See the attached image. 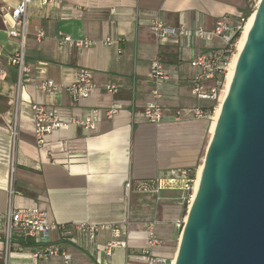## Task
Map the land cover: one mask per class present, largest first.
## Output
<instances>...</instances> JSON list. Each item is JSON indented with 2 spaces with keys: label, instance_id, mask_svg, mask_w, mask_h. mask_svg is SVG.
I'll return each mask as SVG.
<instances>
[{
  "label": "crops",
  "instance_id": "obj_1",
  "mask_svg": "<svg viewBox=\"0 0 264 264\" xmlns=\"http://www.w3.org/2000/svg\"><path fill=\"white\" fill-rule=\"evenodd\" d=\"M16 3L0 0V8ZM248 5L249 0H62L59 6L46 8L40 0H32L26 40L31 74L22 87H17V71L8 63L18 42L7 36L3 25V20L12 24L8 14L0 15V71L4 74L0 77V226L11 187L14 209L37 208L46 213L49 223L64 226L49 233L48 244L68 253L69 264H147L141 252L146 247L144 224L148 221L154 222L161 242L152 255L172 260L171 246L181 234L178 225L186 219L185 193L164 190L156 198L135 187L181 169H194L201 162L204 141L211 137L212 103L191 95L198 71L189 62L199 53H217L222 43L216 38L200 39L195 31H211L220 19L234 26ZM153 19L167 27L182 26L188 35L159 41L149 30ZM35 29L45 33L40 43L33 36ZM59 33L94 44L71 49L58 44ZM106 39L115 43L106 46ZM155 58L161 59L171 76L158 85L163 120L157 126L143 117L144 107L155 101L153 86L146 81ZM80 68L93 73L97 87L87 99L73 103L61 90L43 93L36 87L45 79L60 88L68 86ZM109 84L118 86V94L103 91ZM212 84L203 82L204 90ZM114 102L119 114L110 121L99 120L95 130H59L41 148L36 146L32 104L51 108L61 119L70 120ZM195 109L205 115L195 118ZM177 111L180 116L175 119ZM128 181L132 189L127 196L124 185ZM82 223L120 229L111 257L100 251L113 241L110 230L99 231L90 241L75 228ZM44 246L39 235L24 237L15 232L8 264H63L59 256L33 260L31 254ZM3 258L0 233V264Z\"/></svg>",
  "mask_w": 264,
  "mask_h": 264
},
{
  "label": "built area",
  "instance_id": "obj_2",
  "mask_svg": "<svg viewBox=\"0 0 264 264\" xmlns=\"http://www.w3.org/2000/svg\"><path fill=\"white\" fill-rule=\"evenodd\" d=\"M32 0H17V3L12 8H0V15L8 14L11 26L7 21L3 20V25L6 27L7 36L16 39L18 42L17 50L8 57V63L17 71V87H22L24 82L31 74V68L26 61V40L29 35V8ZM62 0H40L42 7L52 8L59 6ZM248 17V16H247ZM247 17H240L234 26H230L225 19H220L215 23L211 31H205L201 28L195 31V35L200 39L216 38L222 43V49L217 53L206 56L203 53L197 54L190 60L191 68L198 72L195 75L191 87V95L201 101H209L212 103L214 112L215 105L219 102L221 92L224 87L225 78L228 73V67L231 58L235 53L236 44L241 36ZM149 30L157 38L162 41L171 36L188 35V30L182 26L172 28L167 27L159 19H153L149 24ZM33 36L37 43H40L45 33L41 29H35ZM58 44L66 45L71 49H87L93 46L94 42L88 39H73L71 36L59 33ZM115 41L106 39L103 44L110 46ZM0 77L4 74L0 71ZM171 76L167 73L160 58H155L149 65L146 81L153 86L152 94L155 101L147 104L143 109V117L145 121L153 126L159 125L163 120V111L157 100L160 97L158 85L162 82H168ZM213 81L212 86L204 90L203 82ZM36 87L40 92L52 93L57 91L65 92L73 103L87 99L95 90L96 85L93 80V73L86 68H80L77 71L75 80L72 84L62 88L56 86L50 79L41 80L36 83ZM103 91L109 95H116L119 88L116 85H105ZM31 112L33 118V134L35 144L41 148L47 141L49 135L53 132L67 129L79 128L84 131H93L96 129L99 120H112L120 112L119 105L114 102L105 109L95 108L82 118H72L63 120L51 108L43 105L32 104ZM176 118L180 116V111H177ZM195 118H202L205 114L200 109L193 110ZM11 137L15 139L16 131L13 126ZM194 169H181L168 174L162 178H156L149 181H143L135 187L137 192L147 193L158 198L161 191L164 190H179L185 193V206L190 207L194 197ZM12 180V178H11ZM125 193L128 196L132 189V183L126 182L124 185ZM14 191L10 187L8 190V204L6 210L2 214V223L0 233L4 242V258L2 264H8L9 246L12 241L13 234L18 232L24 237L40 236V240L45 246L36 250L31 254V258L37 261H47L53 257H61L63 264H69L70 255L64 251H60L58 247L48 244V235L52 230H64V226H57L48 222L45 212L37 209H14L11 204V198ZM1 217V215H0ZM184 221L178 225L183 228ZM146 234V247L141 254L145 258L147 264H173V260H158L152 255V250L160 246L161 242L155 234V224L148 221L144 224ZM76 230L87 236L90 241H93L97 233L103 229H108L111 232L113 241L101 247L100 251L105 257L109 258L112 255L113 249L118 245L117 239L121 237V231L114 225L101 226L91 223H82L75 226Z\"/></svg>",
  "mask_w": 264,
  "mask_h": 264
},
{
  "label": "water",
  "instance_id": "obj_3",
  "mask_svg": "<svg viewBox=\"0 0 264 264\" xmlns=\"http://www.w3.org/2000/svg\"><path fill=\"white\" fill-rule=\"evenodd\" d=\"M202 163L173 264H264V0Z\"/></svg>",
  "mask_w": 264,
  "mask_h": 264
},
{
  "label": "bare ground",
  "instance_id": "obj_4",
  "mask_svg": "<svg viewBox=\"0 0 264 264\" xmlns=\"http://www.w3.org/2000/svg\"><path fill=\"white\" fill-rule=\"evenodd\" d=\"M257 3H258V1H257ZM254 16H255V10H254V12L249 14V16L247 17V21L244 24L241 36L239 37V39L237 41L236 51H235V53L233 54V56L231 58V62H230L229 67H228V73H227V76L225 78L224 87H223V90L221 92V95H220V98H219V102L215 105L213 116H211V119H212V121H211V135L213 133L217 118L219 116L221 104H222V102H223V100H224V98H225V96L227 94V91H228L229 84H230L232 76H233L234 66L236 64L238 55H239V53H240V51H241V49H242V47H243V45L245 43L247 33H248V31H249V29H250V27H251V25H252V23L254 21ZM202 162H203V160H202ZM202 162H201L200 166L196 169V174H195V179H194V195L196 193V190H197V187H198V184H199V179H200L201 172H202V167H203V163ZM176 251H177V249H176ZM176 251L173 254V259H172L173 261H174V258L176 256Z\"/></svg>",
  "mask_w": 264,
  "mask_h": 264
},
{
  "label": "rangeland",
  "instance_id": "obj_5",
  "mask_svg": "<svg viewBox=\"0 0 264 264\" xmlns=\"http://www.w3.org/2000/svg\"><path fill=\"white\" fill-rule=\"evenodd\" d=\"M257 1L258 0H249V5H248V11H246L245 12V14L243 15V17L244 18H246L247 16H249V14H251L252 12H254V10H255V7H256V4H257ZM237 45V44H236ZM235 51H236V49H235ZM237 54V53H236ZM235 54V55H236ZM211 116H213V109H211V113H210V117ZM207 142H208V138H206L205 139V141H204V145H203V152L205 151V148H206V145H207ZM203 157H204V155L202 156V158H201V162H202V159H203ZM201 162L197 165V166H195V168H194V172L196 173V169H197V167L201 164ZM186 209V214H187V207H185ZM186 214H185V218H186ZM184 218V219H185ZM180 233H181V231H182V229L180 228ZM177 244H178V242L176 241L172 246H171V251H172V255H173V253H174V251L177 249Z\"/></svg>",
  "mask_w": 264,
  "mask_h": 264
},
{
  "label": "trees",
  "instance_id": "obj_6",
  "mask_svg": "<svg viewBox=\"0 0 264 264\" xmlns=\"http://www.w3.org/2000/svg\"><path fill=\"white\" fill-rule=\"evenodd\" d=\"M245 11H248V9H246ZM212 108H210V111H211Z\"/></svg>",
  "mask_w": 264,
  "mask_h": 264
}]
</instances>
